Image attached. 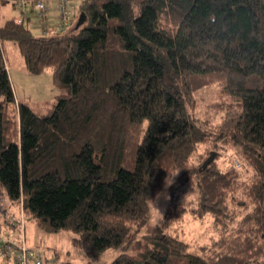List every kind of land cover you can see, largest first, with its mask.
<instances>
[{"label":"trees","instance_id":"1","mask_svg":"<svg viewBox=\"0 0 264 264\" xmlns=\"http://www.w3.org/2000/svg\"><path fill=\"white\" fill-rule=\"evenodd\" d=\"M26 4L0 22V183L10 200L43 231L69 230L83 264L109 248L119 253L108 264H264V0H83L75 31L36 37ZM7 42L30 73L52 67L60 94L46 113L16 100ZM213 87L220 118L201 121L199 96ZM202 145L238 147L251 175L220 168V152L206 167L203 157L194 198L153 220L158 192L190 188ZM6 216L7 236L23 222L26 239L23 219ZM1 251L15 264L2 240ZM53 255L73 264L70 250Z\"/></svg>","mask_w":264,"mask_h":264},{"label":"rangeland","instance_id":"2","mask_svg":"<svg viewBox=\"0 0 264 264\" xmlns=\"http://www.w3.org/2000/svg\"><path fill=\"white\" fill-rule=\"evenodd\" d=\"M82 1L83 0H71L72 4L75 6V10L71 13L73 25H68L67 27L62 28V30L59 28H56L55 30H39L35 27V20L33 18H31L30 21L24 20V23L28 26L32 35L35 37L53 36L55 33H66L74 26V23L78 22L77 10ZM19 13L20 11L17 6L13 7L10 2L0 4V22L9 18H16L19 16ZM4 57L16 100L27 104L35 112L46 113L52 104L55 103L56 97L60 94L59 88H57L52 82V67H45L41 73H30L25 67L24 60L18 47L12 42L4 44ZM199 97L200 100L194 114L201 121L208 119L214 122L218 121L220 113L217 108H219L221 100L219 99L217 87L206 89ZM212 151H215L216 153L220 152L216 162L223 170L235 165V168L242 175L243 179H248L251 175V170L241 157L238 147L229 145L225 146L224 150L219 149V151H217L210 146L202 145L191 157L187 173L184 177L186 180H184L185 182L182 187L184 186L187 188L189 185L190 188L186 189L182 198L180 197L181 191H164L156 205L162 212H165L166 209H177V206L184 205V203L191 201L192 197L194 198V184L192 180L195 174L192 172L196 171L202 158H207ZM174 194L177 196L175 195V197ZM186 194L188 195L186 196ZM164 195H170L171 199L166 201ZM5 215H7V219L11 222H16L21 218L23 219L26 227V239L31 246H39L48 249L49 253L52 255L55 251L64 255L67 250H70L71 257H73V264L84 263V259L76 256L73 252L69 239L71 234L69 230L62 229L57 232H45L40 229L32 216H26L21 206L16 205L10 200L5 186L0 183V234L13 235L15 232L7 227V223L4 220ZM153 220H158L154 207ZM118 253V250L112 248L107 249L96 261V264H108ZM4 263L5 259L3 257V252L1 251L0 240V264Z\"/></svg>","mask_w":264,"mask_h":264},{"label":"built area","instance_id":"3","mask_svg":"<svg viewBox=\"0 0 264 264\" xmlns=\"http://www.w3.org/2000/svg\"><path fill=\"white\" fill-rule=\"evenodd\" d=\"M17 3L20 14L24 15L26 3L30 2L33 5L36 15L33 18L35 20V27L39 30H50L53 27L58 26L64 28L72 22L70 9L67 5L68 0H54L55 13L53 15L48 7V0H15ZM26 18V14H25ZM21 233L17 236H7L0 234V239L8 250H15L14 258L15 264H57L58 258L55 255L48 254L47 257L37 248L27 244L24 236L23 222L19 224Z\"/></svg>","mask_w":264,"mask_h":264},{"label":"clouds","instance_id":"4","mask_svg":"<svg viewBox=\"0 0 264 264\" xmlns=\"http://www.w3.org/2000/svg\"><path fill=\"white\" fill-rule=\"evenodd\" d=\"M177 174L175 175H172V176H166L165 179H164V188L167 189V188H170L173 184H174V177L176 176ZM161 193L158 192L157 195H156V198L153 200L154 201V208L156 210V213H157V218L159 221H163L165 219L164 217V214L163 212L156 206L157 205V202L159 201L160 197H161ZM188 194H186L187 196ZM185 196V197H186ZM164 199L167 201V200H170L171 199V196L170 195H164Z\"/></svg>","mask_w":264,"mask_h":264},{"label":"water","instance_id":"5","mask_svg":"<svg viewBox=\"0 0 264 264\" xmlns=\"http://www.w3.org/2000/svg\"><path fill=\"white\" fill-rule=\"evenodd\" d=\"M215 155H216V152L212 151L210 153V155L206 158V160L203 162L202 167H206L210 162H212V160L214 159Z\"/></svg>","mask_w":264,"mask_h":264},{"label":"crops","instance_id":"6","mask_svg":"<svg viewBox=\"0 0 264 264\" xmlns=\"http://www.w3.org/2000/svg\"><path fill=\"white\" fill-rule=\"evenodd\" d=\"M52 13H53V15H54V13H55V11H53L52 10ZM76 22V21H75ZM73 24H71V26H72ZM79 27V25H78V23L76 22V23H74V26L69 30V31H75L77 28ZM54 30L56 29V25H55V27L53 28ZM59 31V30H58ZM68 32V31H67Z\"/></svg>","mask_w":264,"mask_h":264}]
</instances>
